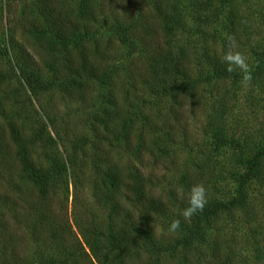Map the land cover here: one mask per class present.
<instances>
[{
  "label": "rangeland",
  "instance_id": "374dc122",
  "mask_svg": "<svg viewBox=\"0 0 264 264\" xmlns=\"http://www.w3.org/2000/svg\"><path fill=\"white\" fill-rule=\"evenodd\" d=\"M80 1L65 0L73 13H77ZM39 2L18 0L10 4L0 0V64L10 79V86L22 99L17 112L29 120L28 139H34L36 148L48 160L53 159L54 153L58 154L65 166L61 178L51 184L56 201L63 207L56 211L61 213L71 227L72 237L77 238L87 254L90 253L82 234L97 245L100 259L91 254L90 259H83L80 248L72 251L53 243L45 245L31 235V223L21 229L25 240L24 264L49 261L85 264L87 260L93 264H217V254L227 264H264V155L253 178H249L246 163L264 148V0H170L168 4L181 16L172 51L176 52L179 47L188 54L187 63L181 64L178 55L175 64L178 72L187 74L185 79L189 85L179 81V76L166 81L168 77L163 72L154 77L164 79L167 87L175 85L181 90L180 111L187 141L179 138L175 143H168L163 165L141 169L147 192L160 197L165 204L163 212L153 215L151 229L159 247L157 252L143 242L140 248L129 252L111 247V236L116 231L135 226L139 232L145 229V224L133 204L123 201H120L123 211L117 217L108 218L109 209H103L95 201L102 181L89 159L94 129L101 131L98 120L108 110L118 108V121H132L137 133L147 137L158 132L172 105L171 99L155 98L147 93L135 73L134 76L129 73L133 67L141 71L147 66L145 55L139 50L132 51L127 43L135 30L129 20L125 21L135 17V6L144 0H95L96 22L91 23L90 33H79L69 42H61L53 35L43 20ZM146 4L142 14L150 15ZM4 5L7 8L11 5L9 12L4 10ZM230 12L239 14L236 35L231 33L227 22ZM21 17L25 24L35 21L41 24L43 34H23L19 30ZM228 36H235L238 43L235 50L247 57L252 69L253 79L248 86L242 85L238 69L229 76H214V64L227 68L221 58L229 51ZM11 41L23 45L37 60H42L40 88L31 92L19 77ZM80 46L91 50L99 60L102 58L110 73L105 83L90 80L84 100L74 101L65 95L63 86L65 82L71 88L72 80L67 77L60 82V72L64 57L75 58ZM167 74L172 75L170 68ZM177 130L180 131V126ZM34 141L27 140V143ZM103 149L109 152L108 160L112 162L124 167L135 163L123 150H112L105 144ZM42 160L47 163V159ZM242 182L244 201L229 208L228 204L238 199ZM200 183L208 192L205 206L208 211L223 205L217 213L201 220L198 235L194 236L196 215L191 222H184L182 212L186 207L179 200L185 201L191 187ZM74 184L79 191V204L90 219L87 224L78 222V227L73 215L80 208L72 209ZM181 187L184 199L177 196L176 189ZM176 219L181 220V227L176 233H169V225ZM186 241H191L187 249Z\"/></svg>",
  "mask_w": 264,
  "mask_h": 264
},
{
  "label": "trees",
  "instance_id": "16d2710c",
  "mask_svg": "<svg viewBox=\"0 0 264 264\" xmlns=\"http://www.w3.org/2000/svg\"><path fill=\"white\" fill-rule=\"evenodd\" d=\"M4 1L14 4V1L18 0ZM144 3H148L146 5L150 8V15L142 14ZM144 3H138L134 8L135 17L127 18L125 21L129 20L130 27L135 30L134 36L127 43L132 51L139 50L145 55L147 66L142 67L141 71L133 67L131 70L129 69V73L132 76L135 73L147 93L155 98L171 99L172 105L168 109V116L162 123L160 122L158 132L147 137L137 133L132 121L126 123L120 120L119 122L118 108L108 110L98 120L101 131H98L97 127L94 129L89 156L95 174L100 176L102 181V187L98 190L95 201L101 204L103 209H109L108 218L117 217L123 211V205L120 204V201H123L133 204L132 206L140 213L145 224V229L139 232L135 226H129L121 228L116 231L114 236H111V247L114 246L125 252L140 248L141 242L154 251H159L151 228L154 221L153 215L163 212L165 204L160 197L147 192L145 181L141 178V169L149 165H163L165 157L168 155V143H175L180 139H183L184 142L187 141L185 139L186 132L182 128L181 90L175 85L167 87V82H165V80L169 81L171 77L179 76V81H183L184 85L185 83L187 86L189 85L185 79L188 77L187 74L183 71L178 72L175 64L178 55L181 58V64L187 63L188 54L179 47L176 52L172 51L175 44V29L181 25V16L177 14L176 10H171L168 5L170 0H144ZM10 7L11 5H8V8L4 5V10L9 12ZM39 9L44 22L61 42H69L79 33H90L91 23L96 22L95 0H81L77 13L70 11L65 0H40ZM238 18V12H230L227 18L233 35L239 32L240 21ZM22 19L19 23V30L22 29L23 34L32 32H38V35L43 34L41 24L36 21L25 24L24 18ZM140 20L142 22L138 24ZM10 31H12L11 28ZM9 45L14 52L15 68L24 84L31 92L38 86L40 88L44 66L42 60H37L23 45L18 46L16 42L12 41ZM80 47L75 58L71 55L64 57L60 72V82L67 77L72 80L71 88L65 82L63 86L65 95L73 97L74 101L84 100L90 80L105 83L109 80L110 73L109 66L103 62L102 58L99 60L100 57L98 59L91 50ZM3 53L4 49L1 51V54ZM167 68H170V74H172L170 77L167 74ZM174 68L177 71H173ZM160 72H163L168 78L165 80L160 77L155 78V74ZM229 74L231 73L224 70L219 63L214 64L215 78L229 76ZM19 98L17 91L10 86V79L0 64V264L25 263V240L21 229L31 223L33 225L31 235L45 245L53 243L72 251L80 248V255L83 259L89 258L91 254L99 261L97 245L89 241L85 234H82L90 253L87 254L78 244L77 238L72 237L71 227L66 224L61 213L56 211L62 204L58 200L56 201V194L51 189V184L61 178L65 166L58 159V154L54 153L53 159L48 160L42 151L40 153V149L36 148L34 139H28L31 133L30 126H28L29 120L17 112L18 104L22 103V99L20 101ZM172 121H174L173 124H171ZM151 124L156 126L155 122H151ZM179 126L181 133L177 130ZM27 140L34 142L27 143ZM104 144L109 149L125 151L133 157L136 164L124 167L122 164L108 160L109 152L104 151ZM239 148L241 147L239 146ZM102 155L104 156L100 159ZM263 155L264 148L246 162L249 178L256 176ZM42 159H47V163ZM243 186L244 183H240L239 197L228 204L229 208H234L244 201ZM78 192L74 184L72 209L76 211L80 208L73 215L74 218L76 217L74 221L77 227L80 221L86 224L90 221L89 216L79 204ZM183 201L179 200V203H183V206L187 207V198ZM176 202L178 203V199ZM222 205L219 204L209 211L204 208L203 212L196 215L194 236L198 235L201 220L217 213ZM184 246L185 249L189 248L191 241H186ZM216 263L227 264L221 254L216 255ZM46 264H53V261ZM85 264L93 263L87 260Z\"/></svg>",
  "mask_w": 264,
  "mask_h": 264
},
{
  "label": "clouds",
  "instance_id": "9594fccd",
  "mask_svg": "<svg viewBox=\"0 0 264 264\" xmlns=\"http://www.w3.org/2000/svg\"><path fill=\"white\" fill-rule=\"evenodd\" d=\"M229 51H227L221 58V62L227 65L226 70L229 73L236 71L237 69L242 74L241 83L243 86L251 84L253 79L252 69L247 62V57L240 51L235 50L238 48V43L235 36H228ZM177 196L180 199H184L185 193L183 188L176 189ZM208 202V192L206 187L200 184H194L187 196L188 206L183 210L182 216L184 222H191V218L200 212H203ZM181 227V220L176 219L171 222L168 228L169 233H176Z\"/></svg>",
  "mask_w": 264,
  "mask_h": 264
}]
</instances>
